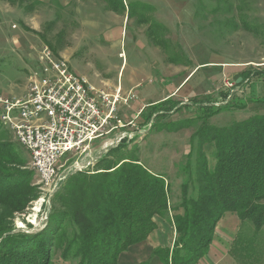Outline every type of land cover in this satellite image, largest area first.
<instances>
[{
	"label": "rangeland",
	"instance_id": "1",
	"mask_svg": "<svg viewBox=\"0 0 264 264\" xmlns=\"http://www.w3.org/2000/svg\"><path fill=\"white\" fill-rule=\"evenodd\" d=\"M126 1L130 4L132 16L125 21L124 32L121 36L122 26H118L120 17L113 20L101 16V12L106 10L103 0L72 1L71 3L74 4L83 2L86 6L91 5V9H84V11L79 9V12L68 10L65 13L55 3V0H49L42 4H34L32 0H26L24 1L25 4H32L29 17L33 18V22L36 23V29L19 22L22 17L20 10L15 12L13 6L11 5L10 8L6 0H0V96L22 95L25 91L29 68L35 63V58L42 44L49 46L54 51L66 45L65 47L68 46V50L72 52L68 58L72 71L77 75L86 74L89 83L94 85H98L100 79H110L116 82L122 57L124 64L118 80L123 81V83L128 81L130 69L137 71L140 76L149 73L145 71L147 61L155 67L152 70L155 83H160L162 78L167 77L169 73L167 64L169 65L170 62L181 64L178 69L184 73L189 71L194 63L200 61H215L217 59L226 61L229 65L224 66V71L221 68L219 71L209 70L211 69L210 66H208L210 68L207 71L203 68L197 71V68L186 79V81L190 79L187 82V87L196 89L195 96L197 98L211 97L212 102L207 103L209 106L212 105L217 108L229 102L227 103L229 106L224 107L223 112L211 116L205 121V124L224 126L248 118L255 113L264 114L263 75L255 73L243 84L237 85L236 88L232 87L233 90L228 85V82L236 83L234 77L230 78V75L237 71L240 72L242 69H244L243 71L253 70L261 72V74L264 73V0H228L227 2L224 0ZM190 5L194 8L193 20L189 16L187 19H182L178 13L179 8L185 9L186 6ZM217 6L219 8H216ZM238 6L241 7L248 22L259 26L261 29L259 35L249 33L242 28L233 31L230 27L222 25L221 22L224 19L238 18L240 13L236 8ZM128 8L127 6V11ZM21 9L25 12L23 7ZM89 15L95 16V18L90 19L92 17ZM141 16H147L149 24L152 23L154 28L167 29L165 37L171 42L172 47L169 52L162 50L166 57L156 53L152 48L148 24L138 22V18ZM179 42L182 45L177 46ZM199 42L205 43V50L198 46ZM173 54L179 60L176 63L169 60V55ZM237 63L239 65L236 67L235 64ZM214 66L216 65L214 64ZM175 70L178 72L177 69ZM196 71L197 73H195ZM169 79L172 80V78ZM174 79L178 81L179 77H174ZM148 80L149 78L146 76L141 80L144 86L136 89L137 98L131 101L129 108L124 107L121 110L124 119L127 120L132 117L129 113L132 112L133 114L137 111L139 102L150 100L147 93H144L147 89L152 88ZM260 82L263 83L261 86L258 84ZM166 88L162 87L158 91L159 93L155 92L153 96L157 94L160 96L167 90ZM223 93L226 94L225 99L222 98L221 94ZM193 99H195L194 96L183 100V102L188 103ZM233 103H236V106L238 103H243L244 106L235 108ZM132 105L136 107L133 108ZM197 114L203 113L196 104L190 105L180 110L168 112L166 117L160 119V122L166 123L167 121L192 118ZM136 121L134 127L128 129L137 128L138 131L134 138L126 142V147L122 150L107 155L108 151L111 150L109 149L105 154L102 153L99 156L102 151L103 139H98L92 143V157L94 159L97 157V159L91 162L93 166H88L82 171L87 170L85 172L93 173L98 162L101 163L105 155L109 161H117L130 155L139 158L152 172L163 173L168 177L170 184L169 205L175 206L177 209L176 206L182 199V182L187 181L189 183V195L196 194L194 162L198 141L195 140L192 149L189 146V139L203 121L197 120L189 128H182L176 132L157 130V128L150 130L149 125L141 126ZM1 125L7 132V139L18 146L22 156L27 161L26 169L31 170L34 174L29 186L34 188L35 196L28 201V205L23 211L14 212L9 219L11 233L27 236L39 233L47 225L49 214L54 207L53 197L62 190L63 187L61 186L70 175L78 173L79 170H70L66 178L59 182L58 188L50 196L47 195L46 188L44 189L39 184L37 174L31 167L29 152L17 144L13 132H10L3 122ZM203 149L209 160V168H212L215 163L214 154H212L214 146L212 143L206 144ZM190 151L192 157L187 164V154ZM65 157L61 158L60 163H64ZM84 158L88 160V158ZM68 159L65 165L66 169L76 160L75 157ZM234 238H239L236 244H240L239 247H236L232 245L234 241H230L231 247L236 248L239 253L238 264H264V227L254 233L253 225L248 221H243L240 231ZM241 242L245 244L241 245ZM209 256L212 259L213 253H210ZM53 258L56 264H75L73 259L64 261L59 258V251L54 253Z\"/></svg>",
	"mask_w": 264,
	"mask_h": 264
},
{
	"label": "trees",
	"instance_id": "2",
	"mask_svg": "<svg viewBox=\"0 0 264 264\" xmlns=\"http://www.w3.org/2000/svg\"><path fill=\"white\" fill-rule=\"evenodd\" d=\"M103 1L119 14L127 8L123 0ZM127 6L131 18L130 4ZM236 8L238 18L224 19L222 25L259 35V26L245 19L240 6ZM25 9H32V4ZM138 22L148 24L150 38L169 52L172 44L165 37L167 29L154 28L147 16H141ZM169 56L170 61H179L175 54ZM255 73L264 76L245 70L234 81L241 77L237 83L241 85ZM221 95L226 98L225 93ZM209 101L211 97H195L188 103L167 98L143 108L135 120L141 126L149 125L150 130L173 132L203 121L189 139L192 149L198 141L194 162L196 194L189 195V183L182 182L177 209L169 205L170 184L165 174L152 172L131 155L117 161L106 159L108 154L126 147L125 139L108 151L93 173L85 170L70 175L52 199L54 207L43 231L29 236L11 233L9 219L14 212L23 211L35 196L34 188L29 186L34 174L26 169L27 161L18 146L7 139L0 122V264H56L53 255L58 251L59 258L73 259L75 264H118L121 253L142 243L157 229L156 217L172 224L176 235L172 251L157 248L152 252L164 264H197L213 242L217 222L227 212L236 213L241 222H250L255 233L260 231L264 227V114L255 113L224 126L207 125L205 121L229 106L227 102L216 108L209 106ZM195 104L203 114L160 122L168 112ZM243 106L238 103L235 108ZM211 143L215 163L209 168L203 148ZM187 155L188 164L191 151Z\"/></svg>",
	"mask_w": 264,
	"mask_h": 264
},
{
	"label": "built area",
	"instance_id": "3",
	"mask_svg": "<svg viewBox=\"0 0 264 264\" xmlns=\"http://www.w3.org/2000/svg\"><path fill=\"white\" fill-rule=\"evenodd\" d=\"M35 60L24 93L0 96V120L29 152L39 184L50 196L70 170L81 172L93 166L97 157H92V143L103 139L100 156L134 138L138 129L128 128L134 127L143 109L124 119L121 110L137 98L133 91L123 93L121 86L113 92L93 87L72 71L67 59L45 44ZM228 83L230 88L237 87V83ZM69 157L76 160L66 172Z\"/></svg>",
	"mask_w": 264,
	"mask_h": 264
},
{
	"label": "crops",
	"instance_id": "4",
	"mask_svg": "<svg viewBox=\"0 0 264 264\" xmlns=\"http://www.w3.org/2000/svg\"><path fill=\"white\" fill-rule=\"evenodd\" d=\"M35 1H37V3L42 4V3H45L49 0H35ZM72 1L78 2L79 0H55V3H57L59 5V7L62 8V11L64 13L67 12L68 10H72L74 12L75 11L79 12V9L81 11H84V9H88V8L91 9V5L86 6V5H84L83 2L74 4V3H71ZM123 1L127 7V4H129V3H127L126 0H123ZM8 5L10 8L13 6L15 12H17L18 9L20 10L22 17L20 18L19 22H21L22 24H25L27 26H30L31 28L36 29V26H35L36 23L33 22V18L29 17L30 11L25 9V6L27 5V4H25V2H22V3L15 2V3H10V4L8 2ZM104 5L106 6V10L105 11L103 10L101 12V16L105 17L106 19L110 18L113 20L114 19L117 20L118 17H120V21H118L119 22L118 26H122V32H121V36H122V33L124 32V29H123L124 26L123 25L125 24V21L130 19L127 15V8L124 12H121V14H119V13H116V12L110 10L107 7L106 3ZM22 7L25 10V12L21 9ZM69 8H71V9H69ZM178 13H180L179 15H181L182 19H187V17L189 16L191 18V20H193V17L195 15L194 14V8L191 5L186 6L185 9L183 7H180L178 10ZM89 16H91V15H89ZM91 17L92 18H90V19L95 18V16H91ZM96 18L99 19L98 16H96ZM80 21H81V19H80ZM32 25H34V26H32ZM150 40H152V39L150 38ZM150 43L152 45V48H154V50L156 51V53L162 55L163 57H166L165 53L162 52L163 48L161 46H159L153 40ZM179 45H182V44L179 42V43H177V46H179ZM65 46L60 47L59 50H55V51L53 50V51L60 58L69 60L68 58L72 55V52H70L68 50V48H67L68 46L67 47H65ZM198 46L204 48V50L206 49V45L203 42H199ZM123 64H124V58L122 57V62H121L120 68L118 70V77H117L116 82H113L110 79L109 80L108 79H100L99 84L94 85V84L89 83V81L87 80L86 74H81L79 76L84 77L87 80V82L90 85H92L93 87H96L99 89H104L108 92H110V91L113 92L117 86H121L123 93L128 92V91H133V92H135V94H136V89H138L141 86H144L143 83L141 82V80L145 76H146V78H149L148 83L152 85V88L147 89L144 93L145 94L147 93V96H149L150 100L144 101L142 103L139 102V107L137 106V108H138L137 111L134 112L133 114H132V112L129 113L132 117H135V115L137 114V112L139 111L140 108L143 109V108H146L150 105H153L154 103L165 101V100H167V98L173 99V100H179L180 102L185 100V99H189V97L193 98V96H194V98H195L196 97L195 96L196 95L195 94L196 89L194 90V88L192 89V87H187V85H188L187 82L190 79L187 81H186V79L189 78V76L197 68H198L197 71H199L200 68L206 69V71H207L208 68H210V67H211V69H209V70L219 71L221 68L222 71H224V69H223L224 66L229 65L228 62L223 61V60H218V59L215 61L214 60L200 61V62L194 63V66L191 69H189V71H185L183 73V72H181V69H178V67H180L181 64L178 65V64H173L170 62L169 65L167 64V70H169L167 77L162 78L160 83H155L153 80V77H152V72H153L152 70L155 69V67L152 63H149L147 61L145 71L149 72V73H147L145 76L143 74L140 76L137 73V71H135L134 69H130L131 73L129 75V79L127 82L125 81L123 83V81L120 82V80H118L119 76L121 74L120 71L123 67ZM214 64L216 66H214ZM235 65L237 67V65H239V64L237 63ZM208 66H210V67H208ZM175 69H177L178 72ZM243 70L244 69H242V71ZM197 71L195 73H197ZM213 71H212V73H213ZM238 74H239V71L231 74L230 78L231 77L236 78L238 76ZM174 77H179V80L176 81L174 79ZM169 78H172V80H170ZM173 79H174V81H173ZM258 84L261 86L263 83L260 82ZM166 86H167V88H166ZM162 87L166 88L167 90L163 94H160V96H158V94L156 96H153V93L158 92L159 90H161ZM255 91H257V90L255 89ZM257 96H259V95L257 94ZM130 103H132V102H130ZM128 106L130 107V105H128ZM132 107L134 108L136 106L132 105ZM121 114H123V112H121ZM123 117H124V115H123ZM155 221H156L157 229L154 230L147 237V239L143 240L142 243L135 244V245L131 246L128 251L121 253L119 255L120 257L118 259V264H164L162 258L159 255H153L152 252H153V250H156L157 248H169V250L172 251V247H173V244L175 241L174 239L176 236L175 230H174V226L172 224H170L168 221H166L164 218L156 217ZM242 222L236 213L227 212V214H225L217 222V224H216L217 226H216V229H215V232L213 235V242L210 245L209 250L206 253V255H204L197 264H212V263H214V261H216L218 264H238L239 253L237 252L236 248L231 247L230 241H234V243L232 245L239 247L240 244H236L237 239H239V238H234V236H236V234H238V231H240V228L242 227ZM242 244H245V243L241 242V245ZM210 253H213L212 259L209 256Z\"/></svg>",
	"mask_w": 264,
	"mask_h": 264
},
{
	"label": "water",
	"instance_id": "5",
	"mask_svg": "<svg viewBox=\"0 0 264 264\" xmlns=\"http://www.w3.org/2000/svg\"><path fill=\"white\" fill-rule=\"evenodd\" d=\"M241 80V77H238L237 79H236V83H240L239 81Z\"/></svg>",
	"mask_w": 264,
	"mask_h": 264
}]
</instances>
